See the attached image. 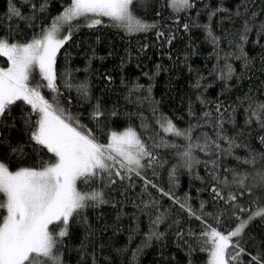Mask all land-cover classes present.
<instances>
[{"label": "trees", "instance_id": "16d2710c", "mask_svg": "<svg viewBox=\"0 0 264 264\" xmlns=\"http://www.w3.org/2000/svg\"><path fill=\"white\" fill-rule=\"evenodd\" d=\"M42 3L44 0H0V37L20 44L40 37L70 0H47L40 11ZM190 3L194 6L177 12L169 6L170 0H133V14L155 25L134 33L114 27L108 17L94 27L87 26V18H76L71 22V39L56 53L57 90L38 89L49 103L64 110L74 126L78 122L90 130L100 144L112 131L131 127L159 160L142 169L139 177L116 165L112 172L119 171L126 178L113 175L116 182L111 185L107 172L87 182L77 181L78 190L100 191L107 203L86 207L70 218L68 235L60 238L62 243L54 250L61 254L62 264H208L209 252L203 249L210 242L206 244L207 238L201 236L205 222L227 234L248 219L255 209L253 201L264 205V186L257 175L264 174V143L260 140L264 129L255 117L246 123L250 116L246 97L253 105L264 102V33L259 32L264 0H246L247 14L256 12L257 16L242 44L243 52L237 45L241 44L238 32L245 17L234 15L240 0ZM13 5L23 17L34 18L14 16L10 12ZM217 8L222 10L209 18ZM240 10L244 11L243 6ZM205 26L219 38L215 44ZM64 28L68 30V24ZM8 63L0 56L1 65ZM227 65L233 69L230 79L222 78L227 76ZM32 76L30 85L41 80L38 69ZM81 85H86L87 95ZM217 105L224 117L223 135L235 138L239 147L230 155L194 147L188 167L180 154L189 141L164 132L160 120L166 117L181 130L199 124L191 131V143L203 144L205 135L216 139ZM97 106L102 113L98 117L93 115ZM205 112L212 113L207 121ZM29 114L34 123L38 117L31 106L17 101L0 118V162L10 170L38 168L42 161H54L52 153L30 139L31 130L24 122ZM161 138L168 146L154 148ZM218 143L228 147L225 140ZM250 154L256 155L255 163H244ZM211 161H216L215 167ZM213 173L229 185L213 180ZM235 174H247L251 192L231 183ZM147 181L151 184L146 186ZM229 193L236 196L235 201L228 199ZM181 204L190 206L195 216ZM3 215L6 210L0 209ZM158 216L160 222L153 225ZM50 230L59 231V227L50 225ZM152 232L162 235L149 238ZM236 240L245 249L242 264H248V253L264 251V218L250 221L239 237L232 238L233 243ZM232 252L229 248L228 253Z\"/></svg>", "mask_w": 264, "mask_h": 264}, {"label": "snow or ice", "instance_id": "6c2138e0", "mask_svg": "<svg viewBox=\"0 0 264 264\" xmlns=\"http://www.w3.org/2000/svg\"><path fill=\"white\" fill-rule=\"evenodd\" d=\"M46 4L47 0H44L39 10L44 11ZM132 4L133 0H70L62 14L55 18L51 27L39 38L34 36L30 42L20 44L10 43L7 38L0 37V56L6 57L10 62V67L0 68V118L4 117L6 112L10 113L11 106L17 101L30 105L33 113L38 117L34 123L30 114L25 117V125L31 130L30 139L54 156V161H42L38 168H20L15 172L10 171L3 162H0V193L5 196V200L0 201V209L6 210V215L0 216V264H62L61 254L54 250L58 244L62 243L60 238L68 235L70 218L79 216L86 207L107 203L100 191L82 192L78 190L77 181L87 182L107 172L111 185L116 182L111 178L113 175L121 180L126 178V175H122L119 171L112 172L116 165L120 169H126L127 173H135L139 177L142 169L159 163L146 142L141 140L132 128L120 133L112 132L109 142L100 144L90 130L79 125L78 122L74 126L64 110L58 106L54 107L38 90L40 88L57 90L56 53L66 41L71 39L73 31L71 22L76 18H88L89 14L108 17L114 27L124 28L129 33L146 31L148 28L155 27L154 24H146L137 18L131 10ZM169 6L178 12L194 5L190 3V0H170ZM240 6H243V12ZM240 6L237 7L234 15L245 17L242 30L238 32L241 44L237 45L243 52L242 44L247 41L248 33L252 31L253 18L257 16V13L247 14L246 0H240ZM32 7L36 8V5ZM221 10L220 8L215 9L209 14V18ZM10 12L23 19L34 18V16L23 17L15 5L10 8ZM61 22L68 24V31L62 38H58ZM100 23V19H91L87 26L94 27ZM188 27L187 24L184 25L185 29ZM205 27L208 37L215 44L219 38L213 35L209 26ZM259 32L264 33V22L260 24ZM226 67L227 76H222V78L230 79L233 69L230 65ZM35 69H38L41 80L30 85ZM80 90L87 95L86 85H81ZM246 99L250 101L249 109L246 110L250 112V116L246 123H251L252 117H255L260 127L264 129V102L253 105L250 97ZM216 113V139L213 140L205 135L203 144L191 143V131L194 127H200L199 124L190 125L188 129L181 130L171 120L166 117L161 118L160 127L164 132L183 136L189 141L186 150L180 154L188 167L192 166L194 147L201 151L223 152L229 155L233 148L239 147L235 138L223 135L224 117L219 105L216 107ZM93 115L96 117L102 115L99 106ZM211 116L210 112L203 114L206 121ZM220 140L227 141L228 147L221 148L218 143ZM260 140L264 143V136L260 137ZM161 146H168L163 138L160 143L153 145L154 148ZM255 160L256 155L250 154V158L244 163L254 164ZM211 163L215 167L216 161H211ZM257 175L260 176L261 184L264 186V174L258 173ZM213 180L225 186L229 185L227 180L221 181L214 173ZM246 180L247 174H235L231 183L251 192L252 189L247 187ZM147 184H151V181H147L146 186ZM213 191L220 196L219 190L213 188ZM164 194L169 195V193ZM228 199L235 201L236 196L229 193ZM252 203L255 209L249 214L248 219L241 221L234 230H229L227 234H222L217 228L205 222L206 228L201 236L207 238L206 244L210 242V247L203 249L209 252V264H231V262L242 264L241 254L245 253V249L240 246L239 240L233 243L232 238L239 237L247 224L256 217L264 218V205L258 201ZM180 206L182 209L187 207L189 213L195 216L190 206L185 204ZM160 219L158 216L152 224H157ZM216 221L219 223V216L216 217ZM50 225L59 227V231L50 230ZM159 235L162 234L152 232L149 238L151 236L159 238ZM229 248L233 249L231 254L228 253ZM36 254L46 259L39 260ZM248 255L250 256L248 264H264V251H258L256 255L251 253Z\"/></svg>", "mask_w": 264, "mask_h": 264}, {"label": "rangeland", "instance_id": "374dc122", "mask_svg": "<svg viewBox=\"0 0 264 264\" xmlns=\"http://www.w3.org/2000/svg\"><path fill=\"white\" fill-rule=\"evenodd\" d=\"M62 14V13H61ZM60 14V15H61ZM102 17L103 16H94L93 14H89V16H88V21L89 22H91V19H102ZM64 25H65V23H63V22H61V30H60V32L58 33V38H62L64 35H66L67 34V29H65L64 28ZM51 26H49L47 29H49ZM46 29V30H47ZM45 30V31H46ZM37 38H39V37H37ZM31 41V40H30ZM29 41V42H30ZM21 44H23V43H21ZM8 67H10V62L8 63V65H6V66H3V65H1L0 64V68H8ZM128 128H131V127H126V128H123L122 130H115V131H112V132H117V133H120V132H123L124 130H126V129H128ZM133 129V128H132ZM134 130V129H133ZM135 131V130H134ZM111 132V133H112ZM136 132V131H135ZM110 133V134H111ZM109 138H110V136H109ZM109 138H108V140L106 141V142H104V143H101V144H107L108 142H109ZM10 170V169H9ZM16 170H18V169H16ZM16 170H10V171H13V172H15ZM49 228H50V226H49ZM209 262H210V255H209V258H208V264H209Z\"/></svg>", "mask_w": 264, "mask_h": 264}]
</instances>
